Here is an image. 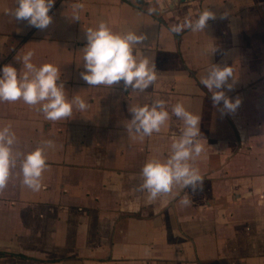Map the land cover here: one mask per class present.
<instances>
[{
  "label": "crops",
  "instance_id": "0c3cea01",
  "mask_svg": "<svg viewBox=\"0 0 264 264\" xmlns=\"http://www.w3.org/2000/svg\"><path fill=\"white\" fill-rule=\"evenodd\" d=\"M56 0L44 30L16 21L5 10L17 0H0V68L18 70L33 51L37 66L51 63L71 98L90 108L48 121L22 100L0 102V125L11 121L14 153L27 154L51 140L48 167L38 191L22 184L19 165L0 191V251L44 264H264V0ZM212 15L203 31L187 26L203 12ZM79 18V19H77ZM106 22L113 32L144 37L137 47L155 63L157 80L143 93L90 86L81 77L86 29ZM78 64H80L78 66ZM212 65L231 67L229 90L239 107L215 106L200 83ZM156 98L183 102L200 117L204 153L193 162L202 190L175 186L149 202L142 168L164 160L183 123L171 117L160 133L141 138L127 126L131 106ZM189 194L192 203L180 201ZM28 249L53 253L39 257Z\"/></svg>",
  "mask_w": 264,
  "mask_h": 264
},
{
  "label": "clouds",
  "instance_id": "9594fccd",
  "mask_svg": "<svg viewBox=\"0 0 264 264\" xmlns=\"http://www.w3.org/2000/svg\"><path fill=\"white\" fill-rule=\"evenodd\" d=\"M56 0H17L14 10H5L14 15L16 21L27 23L40 30L46 29L53 20L49 15ZM212 15L203 12L194 20L172 29L180 32L187 26L192 31H203ZM79 19V18H77ZM87 44L82 49L84 71L82 79L90 86H107L121 84L125 89L143 93L154 86L157 80V68L149 57L141 55L136 49L144 37L134 32H113L106 22L101 21L96 27L86 29ZM33 51L26 52L22 57V67L18 70L11 64L0 68V102L15 103L23 101L29 106H37L48 121H60L72 117L73 110L81 113L90 108V104L79 94L68 97L64 83L61 81V70L51 63L37 67L32 62ZM78 64V66L80 65ZM235 76L231 67L212 65L207 75L200 80L211 93L215 106L223 104L222 111H235L241 101H233L225 91L229 78ZM128 111L132 118L127 126L129 138L132 133L141 138L160 133L162 127L171 117L182 121L183 128L178 138L171 144V151L166 159H150L142 168V191L147 192L149 202L161 195L171 194L175 186L191 188L192 192L202 190L203 178L193 162L204 153L201 143L200 117L185 107L183 102L169 105L166 101L156 98L151 104L131 106ZM17 143L16 133L11 121L0 125V191H3L12 176V170L19 165L22 173V184L33 191L41 188L43 173L48 167L46 149L54 148V142L46 140L43 146L22 155L14 153ZM187 206L192 203L191 196L185 194L180 201Z\"/></svg>",
  "mask_w": 264,
  "mask_h": 264
},
{
  "label": "rangeland",
  "instance_id": "374dc122",
  "mask_svg": "<svg viewBox=\"0 0 264 264\" xmlns=\"http://www.w3.org/2000/svg\"><path fill=\"white\" fill-rule=\"evenodd\" d=\"M26 253H29V254L35 255V256H39V257H46V256H52L53 255V253L39 251V250H36V249H28V250H26ZM71 263L72 262H70V263L67 262L66 264H71ZM0 264H44V263H41V262H38V261H18V260H15V259H10V260H1ZM74 264H79V263H74Z\"/></svg>",
  "mask_w": 264,
  "mask_h": 264
},
{
  "label": "trees",
  "instance_id": "16d2710c",
  "mask_svg": "<svg viewBox=\"0 0 264 264\" xmlns=\"http://www.w3.org/2000/svg\"><path fill=\"white\" fill-rule=\"evenodd\" d=\"M6 256H15V257L20 258V259L29 258L28 255L22 254V253H12V252L0 251V258L6 257Z\"/></svg>",
  "mask_w": 264,
  "mask_h": 264
},
{
  "label": "water",
  "instance_id": "95a60500",
  "mask_svg": "<svg viewBox=\"0 0 264 264\" xmlns=\"http://www.w3.org/2000/svg\"><path fill=\"white\" fill-rule=\"evenodd\" d=\"M138 1L143 2V0H138ZM179 1L180 0H170L169 3L167 4V6L165 7V10H168L170 8H174Z\"/></svg>",
  "mask_w": 264,
  "mask_h": 264
}]
</instances>
